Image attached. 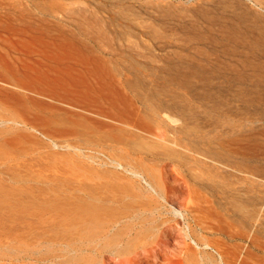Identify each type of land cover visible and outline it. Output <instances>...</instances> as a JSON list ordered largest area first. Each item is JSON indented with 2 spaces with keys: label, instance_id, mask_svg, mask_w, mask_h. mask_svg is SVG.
Segmentation results:
<instances>
[{
  "label": "rangeland",
  "instance_id": "rangeland-1",
  "mask_svg": "<svg viewBox=\"0 0 264 264\" xmlns=\"http://www.w3.org/2000/svg\"><path fill=\"white\" fill-rule=\"evenodd\" d=\"M0 10V264L97 263L166 229L200 263L264 264V0ZM173 164L161 189L144 175Z\"/></svg>",
  "mask_w": 264,
  "mask_h": 264
},
{
  "label": "bare ground",
  "instance_id": "bare-ground-1",
  "mask_svg": "<svg viewBox=\"0 0 264 264\" xmlns=\"http://www.w3.org/2000/svg\"><path fill=\"white\" fill-rule=\"evenodd\" d=\"M6 14H7V12L0 10V33L2 30L8 29L6 21L4 20L6 18ZM118 118L122 119L121 122L124 124V126H126L128 128L135 129V130L137 129V131L138 130L144 131L148 136L152 137V139L156 140L157 142H159V143L164 142L162 135L152 132L151 129H149V126L143 121V119H141L142 117H139V116L136 117L134 115H132V116L125 115L124 117L118 116ZM131 118L133 120H130ZM165 151H168V150H165ZM165 151H164V153H165ZM159 155H161L159 151L158 152L152 151V153H151L152 157H159ZM148 159H150V158L148 157ZM157 166H161V165H157ZM170 166H171V164H170ZM170 166H169V168H171ZM176 166L177 165L173 164V168L169 170L170 172H168L167 170L165 172H163L161 170L160 175H157L156 173H153L149 170L143 169V171H144V175L146 176L148 181L151 182L152 184H154L155 187H159L161 189L163 186L166 187V185H167L166 183H168L170 177L175 178L176 173H174V171L176 169L175 168ZM152 168H154V167H152ZM154 172H156V171H154ZM176 172H178V170H176ZM178 173H180V172H178ZM134 174H136V173H134ZM174 180H176V179H174ZM240 210L243 211L244 208L241 207ZM181 216L183 217V213ZM197 226H199V225H197ZM179 232H181V230L178 231V233ZM169 233H170V231H168V229H166L164 232H158L156 235H154V237L151 240H141V238H139L138 235H135L132 238H130V240L127 241V243L124 246H122L120 248L114 249L111 246L110 250L108 251V252H110V254H112V255H109L110 257L102 256V258L99 262H97V263L93 262L92 264H203V263H200L202 259L200 260V258L196 257V255H197V254H195L196 252L195 253L191 252L190 251L191 249L188 246H186L183 241L178 240L177 244H175L174 247L170 248L169 247L170 238L168 237ZM174 234L178 235L176 233H174ZM177 237H179V235ZM178 239L181 240L180 237ZM193 241H194V238H193ZM193 244H196V243H193ZM208 244H210V243H208ZM218 246L220 248V245H218ZM222 247H224V246H222ZM219 254L221 256L223 264H232L233 260L232 261L229 260V257H231V256H229V257L227 256L228 259H226V257H225L226 253L224 254V252L222 250H220ZM199 257H201V256L199 255Z\"/></svg>",
  "mask_w": 264,
  "mask_h": 264
}]
</instances>
